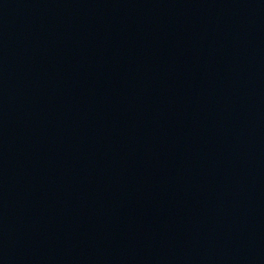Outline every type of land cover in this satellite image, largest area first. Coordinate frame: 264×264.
I'll return each mask as SVG.
<instances>
[{"label": "water", "instance_id": "95a60500", "mask_svg": "<svg viewBox=\"0 0 264 264\" xmlns=\"http://www.w3.org/2000/svg\"><path fill=\"white\" fill-rule=\"evenodd\" d=\"M264 51V0H0V174L160 82Z\"/></svg>", "mask_w": 264, "mask_h": 264}]
</instances>
